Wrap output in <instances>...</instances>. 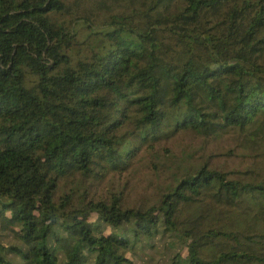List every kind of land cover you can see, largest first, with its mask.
Masks as SVG:
<instances>
[{
    "label": "trees",
    "instance_id": "obj_1",
    "mask_svg": "<svg viewBox=\"0 0 264 264\" xmlns=\"http://www.w3.org/2000/svg\"><path fill=\"white\" fill-rule=\"evenodd\" d=\"M0 232V264H264V0H0Z\"/></svg>",
    "mask_w": 264,
    "mask_h": 264
},
{
    "label": "rangeland",
    "instance_id": "obj_2",
    "mask_svg": "<svg viewBox=\"0 0 264 264\" xmlns=\"http://www.w3.org/2000/svg\"><path fill=\"white\" fill-rule=\"evenodd\" d=\"M205 143L201 141L200 139L193 137L191 135H182L176 137L167 147L171 149L175 155H179L180 152L188 147H200L204 145ZM227 146L225 145H219L218 143H213L208 148V153L213 152H221L223 151ZM216 161L224 166L225 168H241L245 161L242 159L237 158H231V159H216ZM130 180L131 183L134 186V191L131 193V199H135L137 203H144L147 199H151L152 193L154 192L155 187H158V185L163 184V179H158L153 172L147 168L146 162H142L137 166L136 172L133 176L128 175L127 180ZM110 231V229H108ZM8 232H0V244L3 246H17L21 247L22 244L18 240L12 238V236L9 235ZM161 251L157 253H149L146 255H150L153 259V264L155 262H159L160 264H163L161 262L160 257ZM8 259H13V255H7Z\"/></svg>",
    "mask_w": 264,
    "mask_h": 264
}]
</instances>
